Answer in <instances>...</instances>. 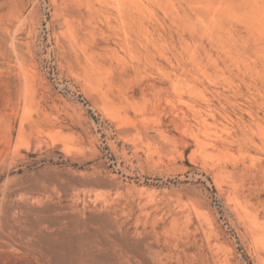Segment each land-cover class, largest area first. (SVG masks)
<instances>
[{
  "label": "rangeland",
  "instance_id": "374dc122",
  "mask_svg": "<svg viewBox=\"0 0 264 264\" xmlns=\"http://www.w3.org/2000/svg\"><path fill=\"white\" fill-rule=\"evenodd\" d=\"M0 264H264V0H0Z\"/></svg>",
  "mask_w": 264,
  "mask_h": 264
}]
</instances>
